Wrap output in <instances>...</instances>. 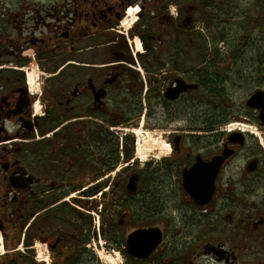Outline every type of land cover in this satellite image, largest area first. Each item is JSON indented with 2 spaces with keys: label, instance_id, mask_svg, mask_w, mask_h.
Here are the masks:
<instances>
[{
  "label": "flooded vegetation",
  "instance_id": "flooded-vegetation-1",
  "mask_svg": "<svg viewBox=\"0 0 264 264\" xmlns=\"http://www.w3.org/2000/svg\"><path fill=\"white\" fill-rule=\"evenodd\" d=\"M30 1L0 0L1 254L10 257L20 243L30 264H80L77 250L90 259L87 249L97 237L90 231L91 214L100 193L98 199L108 205L99 211L105 218H101L98 234L105 238L116 233L124 242L129 264H148L149 260L158 264L160 254L156 255L165 245V232L159 224H151L153 221H136L141 214L134 213L135 203L149 202L140 184L152 166L135 165L137 142L129 133L142 125L144 116L153 117L158 107L169 122L183 121L180 130L169 133L173 155L168 162L172 171H180L178 176L171 175L177 177L174 187L182 189L186 201L197 210L202 208L182 188V171L197 155L208 161L221 154L229 136L219 150L210 151L206 137L186 131L192 127L189 108L198 86L177 94L171 91L177 80L194 83L187 62L196 7L193 9L190 0ZM173 3L175 13L169 9ZM133 6L140 7V18H148L152 27L157 23L159 29L150 36L147 29L151 26L139 23L128 32L134 44L136 39L141 43L140 55L130 53L131 45L130 49L125 45L127 9ZM182 43L185 51H175L174 45ZM247 138L243 135L242 145L227 144L233 153L217 178L238 156V149L249 144ZM197 140H201L199 147ZM245 154L249 179L245 186L251 191L257 187L264 149L253 145ZM133 178L136 189L129 192ZM217 178L212 202L221 196ZM231 194L235 199L233 190ZM229 196L221 199L226 202ZM259 200L258 206L251 207L257 222L249 223L257 230L264 229V190ZM129 202L132 206L126 205ZM151 208L155 209L152 219L157 220L160 207L155 202ZM150 226L162 230V243L145 260L130 258L127 235ZM108 238L112 240L110 235ZM38 244L46 249L44 259L37 260ZM221 255L220 263L234 264L229 254L222 251ZM14 258L11 253L9 262ZM163 264L174 262L168 256Z\"/></svg>",
  "mask_w": 264,
  "mask_h": 264
},
{
  "label": "rangeland",
  "instance_id": "rangeland-1",
  "mask_svg": "<svg viewBox=\"0 0 264 264\" xmlns=\"http://www.w3.org/2000/svg\"><path fill=\"white\" fill-rule=\"evenodd\" d=\"M41 1L53 2V0ZM41 1L33 0L30 2L41 3ZM190 3L193 9L196 7V12L194 13L196 21L194 32H199L210 41L223 37L228 45L241 44V42H243L242 45L247 44L242 54L249 65L243 66L241 63L243 66V77L241 79L237 75L234 76L230 71L229 63L222 66L230 74L225 84L226 93L230 96L233 105L227 112L229 121L226 124L218 126L213 132H202L200 124L204 120V117L207 118L209 116L210 104L209 100H207L201 106L197 105L189 108L191 121H188V124L192 127L186 129V131H194L199 137H206L207 147L210 151L219 150L222 145L221 143L226 140L229 132L234 131V127L238 125L255 128L256 134L243 131L248 136L247 140L249 144H247L245 149H238V156L229 162L228 166L224 168L222 174L217 178V183L221 186V192L219 193L221 196L210 203L206 209H194L184 198L185 195L182 189L174 187L175 178L177 177L173 178L172 176H178L180 171L177 173L173 171L170 179L166 171H159L161 179L156 183L158 191L155 192V200L160 207V212L157 220L155 218L151 224L162 226L165 232V245L157 252L156 256L160 254L167 259L168 255L174 264H223L219 262L218 257L212 251L211 248H214L217 252L223 250L233 257L234 259H231V261L234 264H264V229L260 228L257 230L252 227V224H249L257 222L255 213L251 212V207L259 205V199L264 190V163L260 167L259 178L256 181L257 187H254L251 191L249 190L250 188L245 186V181L249 179L244 170V158L247 156L245 154L246 150L252 148L253 145H256L259 150L264 149V126L261 127L258 122H250L243 114V106H245V101L248 97L257 90H264L263 87L257 88L252 86L251 84L257 80H250L245 76L247 75L245 74L247 73L246 71L250 72L254 68L253 64H260L262 69H264V0H190ZM175 5V3L170 5V11H174ZM131 8H138V11L134 15V23L130 28L124 25L125 30H127L125 38L126 40L128 39V42L125 41V45L127 49H130L129 45H131L132 50H129L130 53L131 51H143V49L139 48L137 39L134 44L128 35V32L135 25L140 23L145 26H151H148L149 28L147 29L150 36L159 32L157 23L152 27V22L148 18H140L139 6ZM208 12H212V14L218 16V20L216 21L219 25L218 27L212 26L215 22L214 20L210 22L211 25H208L203 20L204 15ZM146 16L150 17V10L146 11ZM218 49L222 53L228 50L222 44L218 45ZM180 51H185L183 43ZM188 53L189 59L187 63L191 68L197 64V61L195 60V52L193 53L192 50H188ZM136 68L143 69L142 66H136ZM252 112L256 113L254 110ZM147 116H144V120H141L142 125H139L136 129L141 130L140 134L129 133V135H133L134 142H140L149 151L146 159L144 161L136 159L135 165L145 166L150 164L152 168H155L158 165L161 166L165 160H169L173 155L169 133L178 130L179 127H183L184 125L183 121L179 120L169 122L159 107L153 117L147 119ZM221 133L223 136L217 139L215 135ZM197 141L198 146L196 147H199L201 140ZM259 142L262 144L259 145ZM164 144L170 145V152L167 156L156 158L155 149L162 153ZM186 144L189 147V141ZM163 176H166V179H162ZM236 179H239L240 182H236ZM232 190L237 195L235 199L232 197ZM249 191L250 194H248ZM227 193H230L231 196H229L228 201L223 202L221 198L225 197ZM243 193L245 195H242ZM251 195L254 198H250ZM99 196H101L100 193H97L94 205L95 209L92 210L91 214L90 227V231L95 232L97 237L90 243V248L87 249L90 252V259L83 257L80 264H129L123 253V240H118L115 245L105 240L103 234H98L97 229L99 224L102 223L101 218H105L104 214V217L100 216L99 211L108 205L106 201L99 200ZM132 204L133 202H129L126 205L132 206ZM137 212L139 213V211ZM105 213L107 214V211ZM23 232L24 230L22 231V235ZM207 246L208 249L205 250ZM36 247L38 250H41L39 251V259H44L46 255L45 247L39 244ZM17 251L22 254L27 252L24 245L20 246V243L16 247V250L11 253L15 254ZM1 252L2 250L0 249ZM33 252L35 256V251L33 250ZM206 252H212L213 255L210 253L206 254ZM11 253L10 257L7 255L9 258H11ZM174 259L176 260L174 261ZM151 263H154V260L148 261V264Z\"/></svg>",
  "mask_w": 264,
  "mask_h": 264
},
{
  "label": "trees",
  "instance_id": "trees-1",
  "mask_svg": "<svg viewBox=\"0 0 264 264\" xmlns=\"http://www.w3.org/2000/svg\"><path fill=\"white\" fill-rule=\"evenodd\" d=\"M204 5V4H203ZM232 18V17H231ZM203 20L211 25L210 22L214 20L213 27H218V16L216 14H212V12H208L204 15ZM243 42L238 44H226L225 38L221 37L215 40H208L206 37L202 36L199 32H192L191 40L189 43V50L195 55V60L197 61L196 65L191 67V79L197 84L198 90L192 92L191 97V107H195L197 105L201 106V104H205L207 100H209L210 108H209V116L201 122L200 127L206 133L213 132L216 130L218 126L226 124L229 121V117L227 112L233 107L231 103L230 96L226 93L225 84L227 83L228 77L230 74L226 70L223 69V65L229 63L230 71L241 79L242 76V67L249 65L246 58H243V50L247 47V44L242 45ZM145 44V43H143ZM222 44L227 47V51L225 53L220 52L218 49V45ZM179 44L174 45L175 51H180ZM147 47V44H145ZM231 63V65H230ZM243 66H242V64ZM241 64V65H239ZM254 68L252 70L246 71L247 75H245L250 80H257L252 86L257 88H264V69L260 66V64H253ZM205 99V100H204ZM244 116L248 118L250 122H258L257 112L253 113L252 109L243 106ZM222 134L215 135L217 139H219ZM150 165V164H149ZM173 165L169 163L168 160H165L161 166L158 165L155 168H152L149 171H145V174L142 177L141 187L144 190V195L149 197V202L135 203L138 204L134 213L137 214L136 221H150L152 222V213L155 212L154 208H151L155 205V190L156 183L161 179L159 177V171H166L168 173V178L172 174ZM164 176L162 177V179ZM154 188V194L152 193ZM153 205V206H152ZM160 212V210H159ZM109 235L112 237V240L109 241ZM105 238L109 241H117L119 240L116 233H108V235H104ZM79 260H81L86 254L82 250H77ZM168 257V255H167ZM166 257L159 255L158 256V264H163V260ZM3 261L0 264H30L28 261L30 258L26 255V253L22 254L20 252L15 253L14 261L9 262V258L7 255H4L2 258ZM12 260V259H11ZM35 264V263H34Z\"/></svg>",
  "mask_w": 264,
  "mask_h": 264
},
{
  "label": "water",
  "instance_id": "water-1",
  "mask_svg": "<svg viewBox=\"0 0 264 264\" xmlns=\"http://www.w3.org/2000/svg\"><path fill=\"white\" fill-rule=\"evenodd\" d=\"M195 84H186L182 80H177V86L172 88L174 94L183 92L187 89H195ZM172 95L170 98H173ZM246 106L258 111V118L262 126H264V90H258L252 93L245 102ZM221 154L213 156L210 160L204 161L201 156L197 155L194 163L189 168H184L181 176V184L185 193L198 207H206L213 200L216 189L217 175L233 150L227 147V144H243V134L240 132H232L227 138ZM176 148L178 143L176 142ZM254 167H250L252 170ZM129 192L135 191V178L131 179L128 184ZM163 232L158 226H150L138 228L126 237V252L136 259L144 260L148 258L162 243ZM214 251L218 260H222V251Z\"/></svg>",
  "mask_w": 264,
  "mask_h": 264
},
{
  "label": "bare ground",
  "instance_id": "bare-ground-1",
  "mask_svg": "<svg viewBox=\"0 0 264 264\" xmlns=\"http://www.w3.org/2000/svg\"><path fill=\"white\" fill-rule=\"evenodd\" d=\"M137 11H138V8H129V10L127 12V19L128 20H126L125 24H124L125 26H127V28H130V26L134 23V18H135L134 15L137 13ZM234 129H236V130L238 129V130H240L242 132L243 131L244 132L247 131V132H250L252 134H256L255 128H249V126H244V125L240 126V125H238V126L234 127ZM140 132H141V130L138 129L134 133L136 135H138V134H140ZM170 150H171L170 145L164 144V150L162 151V153H160L159 151H156V149H155V151H154L155 157L159 158L160 156L161 157L162 156H167V154L170 152ZM148 154H149V151L145 147H143L140 142L137 143L136 151H135V158L138 159V160L144 161Z\"/></svg>",
  "mask_w": 264,
  "mask_h": 264
}]
</instances>
